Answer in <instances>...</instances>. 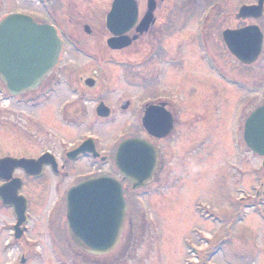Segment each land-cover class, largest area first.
Masks as SVG:
<instances>
[{
    "label": "rangeland",
    "instance_id": "374dc122",
    "mask_svg": "<svg viewBox=\"0 0 264 264\" xmlns=\"http://www.w3.org/2000/svg\"><path fill=\"white\" fill-rule=\"evenodd\" d=\"M256 1H171L183 3L190 9L189 12L185 11V23L174 24L170 30V37L175 35L170 40L175 48L178 44L183 45V67L169 68L164 72L161 60H156L157 68H163L162 79L155 85L130 89V92L139 104L148 97L162 94L181 101L183 108L178 114L181 121L178 125L180 135L165 149V169L157 173L150 185L132 198L126 191L128 220L120 246L106 255H91L75 246L67 230L66 202L52 192L51 180L44 194L40 192L44 181L31 182L22 191L31 199V205L26 233L19 240L13 237V212L0 207V264H21L23 258L24 264H264L263 158L251 151L239 158L230 139L232 110L243 93L235 91L234 87L228 88L224 81L207 69L201 59L198 60L197 52L202 49L197 48L195 43L197 31L200 35L197 29L200 28L197 27L200 14L210 5L218 3L219 10L213 17L211 27L212 44L219 57L218 65L223 68L229 66L233 73L250 79L247 98L252 112L264 103V48L256 63L242 66L230 56L222 32L239 26L234 15L241 4ZM112 2L0 0V21L12 13L30 14L38 21L51 22L57 19L65 29L79 38L80 46L91 51L103 50L106 34L102 32V17L110 10ZM176 18L181 19V15L176 13ZM248 23L258 24L264 34V17ZM86 24L98 32L101 41L84 31ZM154 44L150 40L138 42L130 49L125 48V51L149 50ZM72 45H67V54L53 73L59 75L58 80L62 85L58 87L59 90L53 89L48 96L40 97L35 108L29 105L19 107L12 101H0V111L5 110L0 112V120L5 124V128H1L0 123L1 132L5 129V138L0 140V157L40 153L47 145L45 141L49 138L48 133L55 132L58 140L71 141L79 136L74 135V132L80 129L69 128L62 120L59 107L61 101L69 97L63 91L64 84L78 82L89 66L94 68L95 76L104 84L117 83L118 78L120 82H126L131 74H140L128 69L126 72L120 70L114 64L115 60L91 59L74 54L75 46ZM175 48L173 45L171 50ZM181 67L185 69L180 70ZM173 71L176 84L172 81L166 85L167 78L164 77H169ZM236 74L234 77H237ZM198 77L204 78L202 83H205L206 78L208 82L215 83L214 89L220 94L217 96L218 102L226 103L227 108L224 106L223 110H215L214 105H211L204 110L201 108L204 100L196 103L188 84L191 78ZM183 83H187V87ZM124 88L128 93L129 89ZM1 97L5 100L4 96ZM213 109L217 116H210L212 123L209 125L204 115ZM121 119L105 125L90 124V130L86 131L97 135L101 144L108 147L112 139L128 132L126 122ZM91 120L92 117L89 122ZM198 138L197 147L193 151L188 150L189 142L198 141ZM202 140L206 141V146H201ZM17 142L21 146L25 145L24 150L15 147ZM56 144L59 142L56 141ZM243 160L244 173H234L229 163L241 164ZM16 176L25 179L18 172ZM242 188L243 194L249 198L248 204L244 203L243 206L238 202Z\"/></svg>",
    "mask_w": 264,
    "mask_h": 264
},
{
    "label": "flooded vegetation",
    "instance_id": "af4514ba",
    "mask_svg": "<svg viewBox=\"0 0 264 264\" xmlns=\"http://www.w3.org/2000/svg\"><path fill=\"white\" fill-rule=\"evenodd\" d=\"M135 1L136 21L126 33L127 36L133 39V43L128 48L130 49L138 42H146L149 40L154 41L155 44L149 50L125 51V49L115 50L109 46L108 39L111 37V33L107 27V15L110 10L102 17L104 22L102 26V32L103 34H106V39L104 43H102L103 50H87L86 47L80 46L78 44L80 42L79 38L75 37L72 33L65 29L57 19H54L51 22L47 21L56 27L61 39L64 42V48L60 57V61L62 57L67 54V45L73 44L72 46H75V49H73L74 54L91 59L108 58L110 60H115L114 64H116L118 68H121L120 70H130L132 72H139L140 74H131V78H127L126 82H120L118 78L119 82L117 83L104 84L100 81L98 76H95L94 68L89 66V69L86 68V71L80 76V80L78 82L64 84L65 87L63 88V91H65L69 97L61 101L59 114L62 120L67 123L66 125L69 128L80 129L79 132H74V135L79 134V136L74 137L71 141H69V139L58 140L55 132L52 134L48 133L49 138L45 141L47 145L44 146L42 151L38 154L31 153L20 156L3 155V157L12 156L15 158L32 159H39L45 155L42 173L39 177L27 176L25 172L20 169L15 172V174L18 172L25 177V179H23L22 191L25 190L27 183L44 181V183L41 185L43 188L40 190V192H43L44 194L48 191L45 190V188L49 187L51 180L52 192H55L56 196L59 195V198L58 196L57 198L63 199L66 202L67 207V194L72 187L85 180L106 175L117 180L122 185L125 201H127L125 196L126 191L132 198L137 195L138 191L142 190L133 189L130 182L123 179L116 166L118 148L123 141L128 139H140L146 141L154 147L156 151L157 162L153 179L156 177L159 171H163L165 169V149L167 146L173 144L180 135L178 125L181 123V121L178 117V114H180L181 109L183 108L182 102L178 99L172 98L171 95L162 94L148 97L145 99V102L139 104L134 101V97L131 95L132 92H130V89L155 85L162 79L166 69H177L182 66V63H184V58L182 55H185L184 53L182 54V52H184L182 50L183 45L178 44L175 48V44L170 42V40L174 38L175 35L172 34L171 38L170 30L173 28L174 24L185 23V11L189 12L190 9H187L183 3H171L172 0ZM218 10V3L210 5L204 10V12L200 14V19L197 20L199 23L197 27H200L197 29L200 31V35L197 31L195 43L197 48L199 47V49H202L199 53L197 52V57L198 60L201 59V61L206 64L209 71L213 72L214 75L218 76L222 81H224L223 83L226 84L228 88L231 89L234 87L236 89L235 91H240L243 93L241 98L238 99L236 106L232 110L230 126V139L234 152L239 158H243L245 154L247 155L250 152V148L244 137L245 123L251 113L247 98L250 90V79H248V77L233 73V69L229 66H225V68H223L222 66L218 65L219 57L213 47L214 44H212L213 28L211 29L212 23L214 21L213 17L218 12ZM171 12L173 14H171ZM176 13L181 15V19L176 18ZM51 15L54 17L52 13ZM189 16L192 15L189 13ZM146 17H149L150 19L148 21L147 28H144L143 21L146 19ZM246 22L248 23V20L245 22L239 21L238 23L240 24L236 28L243 26V24ZM83 28L86 33L88 32L87 34H91L93 37L100 40L101 36L98 34V32L91 30L87 24L84 25ZM161 42L163 43L162 45H160ZM173 45L175 48L174 51L171 50ZM229 54L232 58H235L230 52ZM156 60H161L162 65L165 67L164 72L162 66L161 68H157ZM238 63L240 62L238 61ZM240 64L242 66H247L242 63ZM183 69L185 68L180 70ZM54 71L47 77V79L37 90L29 91L18 97H9L8 93L5 92V85L0 79V94L5 97L4 100L0 95V101L5 103L7 101L11 103L12 101L19 107L29 105L30 107L35 108L38 106V102L41 100L40 97L44 95L48 96L50 91L53 89H58V87L62 86L58 80L59 75H53ZM235 74L237 77H234ZM173 75L174 71L173 73L169 74V77H164L167 78L166 85L172 83V81L174 84H176V78L173 77ZM239 76L240 78H238ZM190 80L191 83L188 84L189 91H191L192 95L195 97L196 103H199L201 100L205 101L204 105L201 106L202 109L205 110L207 106L211 105H214L215 110H223L222 107L224 106L227 108L226 103L223 104L222 101L220 103L218 102L217 96L220 94L214 89L215 83L208 82L207 78L205 83H202L204 81L203 77H198L195 79L191 78ZM183 84L185 87H187V83ZM124 87L129 89L128 93ZM113 96L116 98H112ZM122 97L124 98L122 99ZM101 103H103L105 106L101 107V105H103ZM151 106L156 108L155 111L157 114L161 115V125L158 129L160 134H163L167 131L166 135H163L162 137L149 133L147 130H145L142 124V120L146 114V111ZM186 109L187 108H185V110ZM0 112H5V110L2 109ZM191 112L192 111H190V114ZM107 114H109L108 117H106ZM213 115H215V117L217 116L214 109L208 111L207 114L205 113L204 116L207 124L211 125L212 117L210 116ZM91 117L92 120L89 122ZM120 118L126 122L125 127L126 131L128 132H126V134L122 133L116 136L115 139L111 140V143L108 147H104L101 144L102 142H100L97 135L91 134L90 131H86L90 130V124L97 123L100 125H105L109 122H115V120H119ZM168 119H170V123L168 122ZM200 122L202 121L200 120ZM0 123H2L1 128H5L4 122L0 120ZM23 128H25V126ZM4 138L5 129L2 132L0 130V140H3ZM56 141H58L59 144H56ZM8 142H10L9 139ZM205 142V140L200 141L201 146H206ZM196 143H199V138L198 141L193 140L192 142H189L187 145L188 150L193 151L194 148L197 147ZM42 144H44V142H42ZM83 144H85L87 151L84 153L77 152L80 146ZM15 147L21 151L24 150L25 145L21 146L17 142ZM229 164L230 169H232L234 173H244V160L241 162V164ZM198 173L201 174V172ZM243 190L244 189L242 188L241 196L239 198L242 206L244 203L248 202V196L243 194ZM30 205L31 199L28 201V209L30 208ZM237 213H239V210H237ZM28 220L29 216L27 217V222ZM127 220L128 213L124 229L120 235L117 246H120L121 244L123 233L127 225ZM11 227L13 237H15L14 224H12ZM131 227L133 228L132 225ZM26 229L27 227H23L21 231V237L26 233Z\"/></svg>",
    "mask_w": 264,
    "mask_h": 264
},
{
    "label": "water",
    "instance_id": "95a60500",
    "mask_svg": "<svg viewBox=\"0 0 264 264\" xmlns=\"http://www.w3.org/2000/svg\"><path fill=\"white\" fill-rule=\"evenodd\" d=\"M264 0L255 6H243L240 18H260ZM136 21L135 0H114L107 16V26L118 38L109 45L121 49L131 44L123 36ZM148 21L144 22L147 28ZM143 28V29H144ZM224 41L231 53L242 63L252 64L262 54L263 34L257 25L223 32ZM62 42L53 26L37 24L31 16L10 14L0 22V78L13 96L36 89L51 73L58 62ZM104 106V105H102ZM150 107L143 118V126L154 135L160 134L161 115ZM107 114L106 117H108ZM170 123V119H168ZM166 123V121H165ZM165 126V124H164ZM170 127V124H169ZM168 127V128H169ZM245 139L251 150L264 157V105L249 117ZM81 146L79 152L86 151ZM45 156L37 159L5 157L0 159V200L11 207L16 215V237L26 222L27 199L20 195L22 180L14 178L17 169L27 175L39 176ZM157 162L156 151L145 141L130 139L119 147L116 163L133 188H143L152 180ZM127 216L123 189L119 182L103 176L90 179L71 188L67 196V221L70 236L84 252L106 255L119 243ZM24 262V260H22Z\"/></svg>",
    "mask_w": 264,
    "mask_h": 264
}]
</instances>
